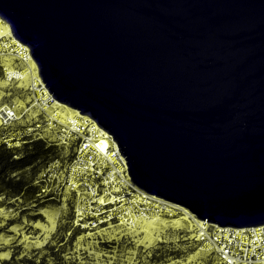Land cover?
<instances>
[{
    "label": "water",
    "instance_id": "obj_1",
    "mask_svg": "<svg viewBox=\"0 0 264 264\" xmlns=\"http://www.w3.org/2000/svg\"><path fill=\"white\" fill-rule=\"evenodd\" d=\"M0 18L137 186L210 224H264V0H0Z\"/></svg>",
    "mask_w": 264,
    "mask_h": 264
},
{
    "label": "built area",
    "instance_id": "obj_2",
    "mask_svg": "<svg viewBox=\"0 0 264 264\" xmlns=\"http://www.w3.org/2000/svg\"><path fill=\"white\" fill-rule=\"evenodd\" d=\"M0 57L15 61V65L3 67L4 75L8 81L25 80L29 95V102L22 109L14 102L0 104L1 140L8 147H16L26 136L35 134L59 145H74L70 162L63 167L59 159L51 161L40 179L50 185L44 190L63 189L73 195L76 225L90 233L104 224L136 228L147 222L184 220L199 248L213 252L219 264H264V224L241 228L210 224L184 206L137 186L111 136L87 115L53 98L29 48L13 37L2 18ZM62 106L67 108L66 113ZM25 115L32 116V123L13 128Z\"/></svg>",
    "mask_w": 264,
    "mask_h": 264
},
{
    "label": "rangeland",
    "instance_id": "obj_3",
    "mask_svg": "<svg viewBox=\"0 0 264 264\" xmlns=\"http://www.w3.org/2000/svg\"><path fill=\"white\" fill-rule=\"evenodd\" d=\"M25 88V80L8 81L0 67V104H24L28 99ZM61 109L67 112L66 107ZM44 202L45 206L35 211L32 205L23 209L20 199L0 196V227H4L0 232V259L9 257L12 251L34 254L47 241H53L58 222L62 224L70 218L71 208L57 200ZM37 212L43 219L30 220L29 215ZM9 221L13 223L6 226ZM191 232L189 224L173 219L142 223L136 228L111 224L97 233L80 234L72 252L80 264H156L152 256L155 251L178 249L179 258L159 264H219L210 250L190 242Z\"/></svg>",
    "mask_w": 264,
    "mask_h": 264
},
{
    "label": "trees",
    "instance_id": "obj_4",
    "mask_svg": "<svg viewBox=\"0 0 264 264\" xmlns=\"http://www.w3.org/2000/svg\"><path fill=\"white\" fill-rule=\"evenodd\" d=\"M6 65H15V61L0 57L1 69L3 70ZM25 87L28 95L26 83ZM28 102L29 95L24 104L19 105L16 103V105L18 109H22ZM31 123L32 116L25 115L16 121L12 127L23 128ZM2 131H5V129H2ZM74 150L75 147L72 144L59 145L49 138L39 137L35 134L26 136L21 144L16 147L6 146L0 137V196L8 200L20 199L23 209H27L32 205L33 209L37 211L45 206L44 201L47 200H57L64 207L70 205L71 208L70 218L62 224L58 222L52 235L53 241H47L41 250L31 255H20L18 251H12L9 257L0 259V264H80L76 253L72 251L75 247L76 238L87 232L74 223V197L63 189L57 192H54L52 188L44 190L45 187H50V185H46V181L40 179V174L48 163L53 160L59 159L62 166L65 167L70 162ZM29 218L32 221L42 220L43 215L37 212L29 215ZM180 222L188 224L184 220ZM12 223L13 221H9L6 226ZM109 225L111 224H104L87 234L100 232ZM3 230L4 227H0V232ZM190 234V242L199 247V243L194 239L193 231ZM164 246L162 245V247ZM180 254L178 249H170L168 252L157 250L152 256H154L155 263L159 264L160 262L166 263L170 259H177ZM212 254L215 256L213 252Z\"/></svg>",
    "mask_w": 264,
    "mask_h": 264
},
{
    "label": "bare ground",
    "instance_id": "obj_5",
    "mask_svg": "<svg viewBox=\"0 0 264 264\" xmlns=\"http://www.w3.org/2000/svg\"><path fill=\"white\" fill-rule=\"evenodd\" d=\"M103 143L105 144V141Z\"/></svg>",
    "mask_w": 264,
    "mask_h": 264
}]
</instances>
